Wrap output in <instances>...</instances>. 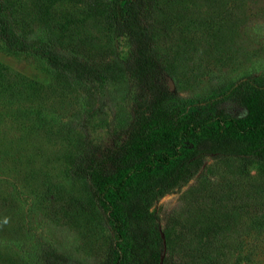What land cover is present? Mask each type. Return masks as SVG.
<instances>
[{
  "label": "rangeland",
  "instance_id": "rangeland-1",
  "mask_svg": "<svg viewBox=\"0 0 264 264\" xmlns=\"http://www.w3.org/2000/svg\"><path fill=\"white\" fill-rule=\"evenodd\" d=\"M18 1L30 12L35 0ZM52 12L56 36L105 73L95 86L65 81L39 57L0 46V69L37 83L46 98L37 120L0 103V264H40L49 250L69 264H103L113 236L87 180L72 177L70 168L85 135L106 153L130 123L127 43L90 20L84 4L62 1ZM153 19L158 53L171 72L168 108L242 116L237 102L221 97L245 77L264 83V0H162ZM26 41L38 44L33 36ZM202 164L186 185L149 207L163 253L169 246L191 264H264V162L209 155Z\"/></svg>",
  "mask_w": 264,
  "mask_h": 264
},
{
  "label": "trees",
  "instance_id": "trees-1",
  "mask_svg": "<svg viewBox=\"0 0 264 264\" xmlns=\"http://www.w3.org/2000/svg\"><path fill=\"white\" fill-rule=\"evenodd\" d=\"M62 1L84 4L90 20L127 43L122 70L134 89L130 123L121 141L106 153L85 135L70 168L72 177L87 180L93 204L112 227L103 264H191L169 246L163 253L149 207L186 185L209 155L264 162V83L245 77L221 97L237 102L245 111L242 116L170 110L171 72L153 35V10L162 0H35L30 12L23 11L18 0H0V46L39 57L65 81L85 86L101 82L103 69L56 36L61 29L52 11ZM32 15L40 30L33 28ZM29 36L38 44L31 46ZM5 71L0 69V103L23 107L22 117L39 119L46 101L41 86ZM74 206L83 211L90 207L80 201ZM40 264H69V260L49 250Z\"/></svg>",
  "mask_w": 264,
  "mask_h": 264
}]
</instances>
